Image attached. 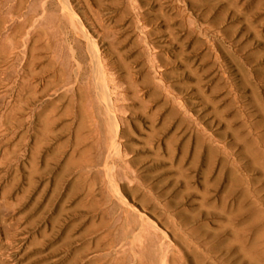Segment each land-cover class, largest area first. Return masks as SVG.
Segmentation results:
<instances>
[{"label":"rangeland","instance_id":"374dc122","mask_svg":"<svg viewBox=\"0 0 264 264\" xmlns=\"http://www.w3.org/2000/svg\"><path fill=\"white\" fill-rule=\"evenodd\" d=\"M0 264H264V0H0Z\"/></svg>","mask_w":264,"mask_h":264},{"label":"bare ground","instance_id":"6f19581e","mask_svg":"<svg viewBox=\"0 0 264 264\" xmlns=\"http://www.w3.org/2000/svg\"><path fill=\"white\" fill-rule=\"evenodd\" d=\"M37 12V11H36ZM65 17V16H64ZM64 19V18H63ZM61 23V22H60ZM70 24H71V20L69 21L68 19H65V20H63V23H62V25L64 26V27H71L70 26ZM72 25V24H71ZM74 46L75 47H73V49H72V47L70 48H67V55H68V59L70 60V57L71 56H73V58H81L82 56L80 55V54H78L79 52H80V47H78V45L75 43L74 44ZM83 58V57H82ZM69 60H67V64H66V67L67 66H69V63H70V61ZM77 60V59H76ZM65 65V64H64ZM78 67H79V65H78ZM68 68V67H67ZM65 69V68H64ZM66 71V70H65ZM64 74V73H63ZM103 76V75H102ZM63 78V77H62ZM105 78V77H104ZM98 81V80H97ZM107 81V80H106ZM99 82V81H98ZM112 84V83H111ZM98 92H99V90H97ZM108 91V90H107ZM99 94L101 95V100H103V99H105L106 100V95H105V92L104 91H100L99 92ZM106 94H107V92H106ZM108 96V95H107ZM109 96H111V95H109ZM109 101V100H108ZM104 102V101H103ZM107 103H109V102H107ZM110 104H111V102H110ZM112 105V104H111ZM110 107V106H109ZM114 107V106H113ZM111 108V107H110ZM114 111V110H113ZM108 129V128H107Z\"/></svg>","mask_w":264,"mask_h":264}]
</instances>
